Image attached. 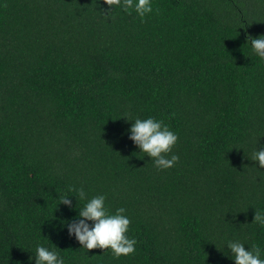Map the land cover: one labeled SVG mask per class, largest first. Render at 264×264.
<instances>
[{"label":"trees","instance_id":"16d2710c","mask_svg":"<svg viewBox=\"0 0 264 264\" xmlns=\"http://www.w3.org/2000/svg\"><path fill=\"white\" fill-rule=\"evenodd\" d=\"M151 3L141 18L106 17L105 0H0V264H35L38 246L64 264H235L229 241L264 259V168L250 159L264 58L247 41L264 34V0ZM149 117L179 137L171 168L129 139ZM98 195L126 209L133 254L69 234Z\"/></svg>","mask_w":264,"mask_h":264},{"label":"clouds","instance_id":"9594fccd","mask_svg":"<svg viewBox=\"0 0 264 264\" xmlns=\"http://www.w3.org/2000/svg\"><path fill=\"white\" fill-rule=\"evenodd\" d=\"M109 6L104 10L105 16L109 17L113 11V6L123 7L125 11L131 14L134 10L141 18L153 11L151 0H105ZM256 55L264 58V34L259 37L247 36V41ZM129 129L131 139L139 147L141 152L147 154L154 160L158 169H168L173 167L178 161V155L168 154L172 152L173 147L178 142V135L169 129L168 125L162 120L153 117L147 119H135ZM259 162V167L264 168V148L256 151L250 158ZM77 192L78 200L85 199L86 193L81 189H70ZM106 197L98 195L79 209L77 218L67 224L70 235H74L82 248L93 249H111L113 255L119 258L121 255H130L136 251L137 240L129 238L127 233L131 220L124 215L126 209L121 207L115 214H110L105 206ZM60 204L72 207V200L67 197H61ZM91 221L92 223H89ZM253 222L264 226V213L256 210ZM227 247L230 249L231 257L235 264H264L261 258L262 250L258 245H251L250 249L245 248V244L240 241H229ZM219 249V248H218ZM35 264H64L63 258L55 250H50L45 246H38L34 257Z\"/></svg>","mask_w":264,"mask_h":264}]
</instances>
